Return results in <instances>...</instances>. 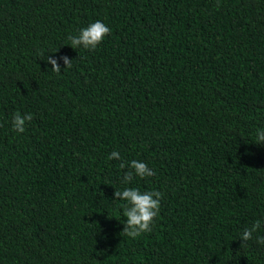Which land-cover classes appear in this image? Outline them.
Segmentation results:
<instances>
[{"label":"trees","instance_id":"obj_1","mask_svg":"<svg viewBox=\"0 0 264 264\" xmlns=\"http://www.w3.org/2000/svg\"><path fill=\"white\" fill-rule=\"evenodd\" d=\"M258 130L264 0H0V264H264ZM134 159L155 175L124 184ZM126 187L162 194L135 239Z\"/></svg>","mask_w":264,"mask_h":264},{"label":"clouds","instance_id":"obj_2","mask_svg":"<svg viewBox=\"0 0 264 264\" xmlns=\"http://www.w3.org/2000/svg\"><path fill=\"white\" fill-rule=\"evenodd\" d=\"M110 31V27L100 20H97L87 27L82 28L78 35L70 36V45L74 49L81 46L84 49H95L103 42L105 36H107ZM59 59L63 60L65 65L64 69L72 67V59L68 56H62L59 57ZM46 60L52 65V70L54 72H61V66L57 58L47 56ZM32 118V114L30 113L25 116H21L19 113L15 114L12 122L14 130L21 133L24 132L26 122L32 120ZM255 143H264V130L257 131ZM109 159H120V153L113 151ZM120 167L122 169L125 167L130 169L123 176L122 182L124 184L131 182L134 175L140 178L155 175V172L150 169L146 163L135 159L130 162H121ZM114 197L115 199L126 202L123 206V215L126 217L123 233L126 236L135 239L143 233L151 232V225L158 216L161 207V192L146 191L142 193L138 188L126 187L123 191L116 190ZM260 225L261 222L257 220L250 228H246L241 234V240L243 242L251 240L253 238V233L260 228ZM256 240L257 243L264 244V236H257Z\"/></svg>","mask_w":264,"mask_h":264}]
</instances>
